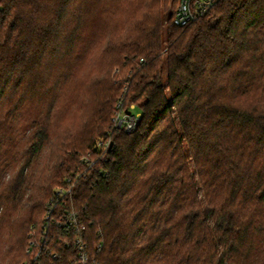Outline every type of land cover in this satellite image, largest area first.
Here are the masks:
<instances>
[{
    "label": "trees",
    "instance_id": "1",
    "mask_svg": "<svg viewBox=\"0 0 264 264\" xmlns=\"http://www.w3.org/2000/svg\"><path fill=\"white\" fill-rule=\"evenodd\" d=\"M168 1L0 0L2 264L67 177L99 264H264V0L183 27Z\"/></svg>",
    "mask_w": 264,
    "mask_h": 264
},
{
    "label": "built area",
    "instance_id": "2",
    "mask_svg": "<svg viewBox=\"0 0 264 264\" xmlns=\"http://www.w3.org/2000/svg\"><path fill=\"white\" fill-rule=\"evenodd\" d=\"M219 0H178L173 22L183 27L204 15ZM141 62H143L141 60ZM124 93L118 99L113 117L112 130L122 129L129 134L135 131L139 117L134 114L135 107L124 108ZM110 147L109 140H99L95 145V155L87 152L81 158L86 170L99 161ZM85 170V171H86ZM81 174L73 175L80 177ZM71 178L54 189L52 198L47 202L41 227L28 235L25 254L27 259L21 264H99L96 254L101 244L93 250L86 241L84 227L78 213L66 207V199L72 194Z\"/></svg>",
    "mask_w": 264,
    "mask_h": 264
},
{
    "label": "rangeland",
    "instance_id": "3",
    "mask_svg": "<svg viewBox=\"0 0 264 264\" xmlns=\"http://www.w3.org/2000/svg\"><path fill=\"white\" fill-rule=\"evenodd\" d=\"M175 6H177V2H175V0H169V1H168V6H167V8H166V13H168L169 11H171L173 7L175 8ZM92 65H93V64H92ZM87 66H90V63L86 64V66H85V70L81 71L80 75L77 77V79H76V81H75V86H74V84H72V87L74 88V90H76V92H77V91H80L81 83H82V81H81L82 76H83V75H87V73H88V72H86V70H87L86 67H87ZM134 114L140 116V112H139V110H135V111H134ZM37 169H38V168H37ZM31 232H32V231H31ZM28 235H29V234H28ZM2 247L6 249V248H7L6 243H5L4 245H2ZM1 253H2V254H0V257L3 256V255L5 254V252H4L3 250L1 251Z\"/></svg>",
    "mask_w": 264,
    "mask_h": 264
},
{
    "label": "clouds",
    "instance_id": "4",
    "mask_svg": "<svg viewBox=\"0 0 264 264\" xmlns=\"http://www.w3.org/2000/svg\"><path fill=\"white\" fill-rule=\"evenodd\" d=\"M0 264H2V262H0Z\"/></svg>",
    "mask_w": 264,
    "mask_h": 264
}]
</instances>
